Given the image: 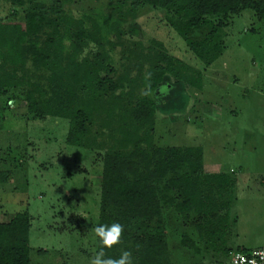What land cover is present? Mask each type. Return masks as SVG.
<instances>
[{
  "label": "rangeland",
  "instance_id": "obj_1",
  "mask_svg": "<svg viewBox=\"0 0 264 264\" xmlns=\"http://www.w3.org/2000/svg\"><path fill=\"white\" fill-rule=\"evenodd\" d=\"M36 1L82 19L86 30L95 22L112 25L95 52L108 54L116 71L108 75L113 81L125 71L135 78L131 101L142 93L141 80L156 53L170 59L171 67L199 72L198 89L165 76L171 91L156 94L152 147L198 148L202 174L227 176L221 196L217 189L213 192L216 204H227L216 212L220 225L214 223L223 232L199 236L195 213L184 218L162 206L170 264H228L229 253L238 246L245 252L264 246V19L251 10L210 18L215 26L221 24L216 33L220 53L204 66L172 29L169 11L146 5L134 9L131 0ZM20 20L18 11L0 0V24ZM208 32V27H198L190 36ZM95 52L89 50L86 57ZM21 55L25 62L13 65L3 62L0 53V78L9 74L22 85L34 79V69ZM10 100L14 104L6 101L0 116V222L18 212L28 214L29 264H89L97 247L93 229L98 226L103 156L111 143L90 149L69 146L66 120L39 118L18 97ZM4 102L1 97L0 105ZM92 129L98 133L97 125ZM168 195L176 198L175 191ZM183 236L198 252L181 245Z\"/></svg>",
  "mask_w": 264,
  "mask_h": 264
},
{
  "label": "trees",
  "instance_id": "obj_2",
  "mask_svg": "<svg viewBox=\"0 0 264 264\" xmlns=\"http://www.w3.org/2000/svg\"><path fill=\"white\" fill-rule=\"evenodd\" d=\"M5 1L18 11L21 20L0 24L2 61L23 64V54L35 77L25 79L23 85L9 74L0 78V98L5 101L0 105V116L6 101L18 97L30 114L66 120L65 143L69 146L90 149L111 143L102 162L98 225L118 222L124 230L120 243L105 249L106 257L118 258L129 250L133 264H170L162 206L172 207L184 218L195 213L199 236L202 232L221 235L223 230L214 226L222 219L216 212L227 204H216L213 192L217 189V197L221 196L227 176L202 174L198 148L152 147L157 101L142 94L131 101L135 78L127 77L125 71L113 81L108 75L116 71L108 64L107 53L95 52L79 59L78 53L87 42L99 46L112 25L95 22L86 30L82 19L73 20L55 4ZM145 5L174 15L172 29L204 66L220 53L216 33L221 24L215 26L210 18L251 10L258 19H264V0H131L134 9ZM204 26L208 33L201 38L190 36L193 29ZM64 40L69 43L67 48ZM154 57L147 70L154 91L167 74L184 85L200 87L198 71L183 65L171 67L170 59L162 53ZM141 82L144 90L149 81L142 78ZM96 125L99 130L93 134ZM170 191H175L176 198L168 195ZM29 221L22 211L0 222V264H29ZM180 243L198 252L186 236ZM98 247L97 239L96 252ZM237 251L244 250L235 248L232 252Z\"/></svg>",
  "mask_w": 264,
  "mask_h": 264
},
{
  "label": "clouds",
  "instance_id": "obj_3",
  "mask_svg": "<svg viewBox=\"0 0 264 264\" xmlns=\"http://www.w3.org/2000/svg\"><path fill=\"white\" fill-rule=\"evenodd\" d=\"M89 50L95 52L98 50L97 45L93 41L87 42V47H85L80 54L79 59L83 60ZM145 79L149 81L145 85L144 90L142 91V96L150 97L152 100H157V97L154 93V89L150 83L151 73L148 72L145 74ZM171 89L168 84L160 83L158 87V92L161 96H166L169 94ZM9 106L14 104V101H8ZM124 226L118 222H113L111 225L101 224L96 226L93 229L95 238L98 239V251L90 259L89 264H133L132 253L129 250L122 251L118 258L106 257L105 249H111L115 245L120 243L121 236L123 234ZM264 258V257H262ZM243 264H255V261L247 262L244 257L240 258Z\"/></svg>",
  "mask_w": 264,
  "mask_h": 264
},
{
  "label": "built area",
  "instance_id": "obj_4",
  "mask_svg": "<svg viewBox=\"0 0 264 264\" xmlns=\"http://www.w3.org/2000/svg\"><path fill=\"white\" fill-rule=\"evenodd\" d=\"M244 257L247 262L255 261V264H264V247L252 249L250 252L237 251L229 254L228 264H243L240 258Z\"/></svg>",
  "mask_w": 264,
  "mask_h": 264
},
{
  "label": "water",
  "instance_id": "obj_5",
  "mask_svg": "<svg viewBox=\"0 0 264 264\" xmlns=\"http://www.w3.org/2000/svg\"><path fill=\"white\" fill-rule=\"evenodd\" d=\"M155 95L158 94V88H156V90L154 91Z\"/></svg>",
  "mask_w": 264,
  "mask_h": 264
},
{
  "label": "crops",
  "instance_id": "obj_6",
  "mask_svg": "<svg viewBox=\"0 0 264 264\" xmlns=\"http://www.w3.org/2000/svg\"><path fill=\"white\" fill-rule=\"evenodd\" d=\"M261 247H264V246H261ZM237 248H242L243 249V247L242 246H238ZM259 248V247H258Z\"/></svg>",
  "mask_w": 264,
  "mask_h": 264
}]
</instances>
